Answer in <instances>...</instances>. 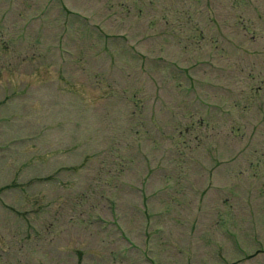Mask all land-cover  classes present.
I'll use <instances>...</instances> for the list:
<instances>
[{
	"label": "rangeland",
	"instance_id": "374dc122",
	"mask_svg": "<svg viewBox=\"0 0 264 264\" xmlns=\"http://www.w3.org/2000/svg\"><path fill=\"white\" fill-rule=\"evenodd\" d=\"M237 4L0 0V264H264V0Z\"/></svg>",
	"mask_w": 264,
	"mask_h": 264
}]
</instances>
